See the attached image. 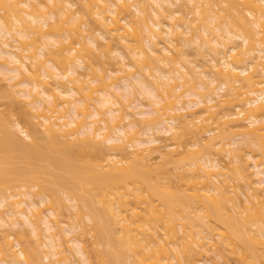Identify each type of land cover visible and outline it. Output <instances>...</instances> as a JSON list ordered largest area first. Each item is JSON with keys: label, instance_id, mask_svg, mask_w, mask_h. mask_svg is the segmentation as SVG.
<instances>
[{"label": "bare ground", "instance_id": "1", "mask_svg": "<svg viewBox=\"0 0 264 264\" xmlns=\"http://www.w3.org/2000/svg\"><path fill=\"white\" fill-rule=\"evenodd\" d=\"M0 72V264H264V0H0Z\"/></svg>", "mask_w": 264, "mask_h": 264}, {"label": "rangeland", "instance_id": "2", "mask_svg": "<svg viewBox=\"0 0 264 264\" xmlns=\"http://www.w3.org/2000/svg\"><path fill=\"white\" fill-rule=\"evenodd\" d=\"M103 42H105V39H101ZM191 46H193V44H190V45H188V46H185L184 48L186 49H188V53H191L190 55H192L193 54V52H194V50H191L190 51V49H191ZM102 47H105L104 45L102 46ZM192 49H194V48H192ZM110 55L112 56V57H116V55H115V52L114 51H111L110 52ZM114 57V59H107V57L105 58V56L104 55H102V56H100V59L99 58H94L93 60H94V62L96 63V64H99L100 63V61L101 60H106V63L104 62V65L107 67V66H110L109 64H111V61H114L116 58ZM108 62V63H107ZM100 65V64H99ZM81 69V68H80ZM0 76H2L1 75V72H0ZM1 78V77H0ZM1 83H3L2 81H1V79H0V84ZM4 87V84H1L0 85V93L1 92H3V93H1V95H0V113L2 114V113H5V116H4V118H8V119H12V117L13 118H16V117H18V114L19 113H17L16 111H18V108H17V104L15 103V102H13L12 101V99H7V98H10L9 96L8 97H6V95L7 94H5L6 93V91H5V89L3 88ZM3 89V90H2ZM121 91V90H120ZM95 95L98 93H96V92H93ZM3 94V95H2ZM5 95V96H4ZM17 113V114H16ZM11 121V120H10ZM8 122H9V120H8ZM212 125V124H211ZM211 125H210V127H211ZM214 126H215V124H213ZM204 129H206V128H204ZM204 129L202 130H200V131H204ZM209 131H204L203 133H198V137L197 138H199L200 136L201 137H205V136H207L208 134H211V132L210 133H208ZM227 133V132H226ZM225 133V134H226ZM228 133H230V132H228ZM228 133L226 134V136H228V137H231V136H229L228 135ZM190 134V133H189ZM192 134V133H191ZM196 135V134H195ZM195 135L193 136V137H195ZM230 135H231V133H230ZM188 136V135H187ZM192 136V135H191ZM188 137H190V135L188 136ZM192 137V138H193ZM195 137V138H196ZM191 139V138H190ZM189 139V140H190ZM194 139V138H193ZM194 148V147H193ZM165 168H168L167 166L165 167ZM173 179H175V178H173ZM241 183H242V181H241ZM240 183V184H241ZM242 186V185H241ZM196 202V204L198 203L197 202V200H194L193 201V203H195ZM67 204V205H66ZM68 204H69V202H67V200H65L64 201V204H61L60 206H61V209L64 211V212H66V213H69V212H71V206L69 207L68 206ZM251 203H248V207L250 208H248L247 206H246V208H245V206L244 207H241V213H239L238 214V216L239 217H237L240 221H241V219H242V217L243 216H245V215H248L247 213L249 212V216L250 215H252V213H254V211L256 210V207L254 206L253 207V205L254 204H251ZM195 205V204H194ZM251 206V207H250ZM253 207V208H252ZM199 213H201V211H200V209L199 210H197ZM253 211V212H252ZM251 212V213H250ZM243 215V216H242ZM253 217V216H252ZM236 218V217H235ZM241 218V219H240ZM261 219H264V216L263 217H260V220ZM236 220V219H235ZM238 221V220H237ZM240 221H238V222H240ZM161 231V230H160ZM246 237H248V236H246ZM31 239H32V237H31ZM30 238H29V240H31ZM245 241H248V238H247V240H245ZM248 242H253L252 243V245L251 246H253V247H255L254 249L256 250V252L255 253H257V252H259L260 251V244L256 241V240H253V239H249V241ZM89 243L90 242H88V246H89ZM247 243V242H246ZM219 244H221V243H219ZM218 244V245H219ZM91 245V244H90ZM249 245H250V243H249ZM220 246V245H219ZM99 247H101L100 245H99ZM91 248V249H90ZM251 248V247H250ZM89 250H92V247H90L89 246ZM227 249H225L224 251H225V257L227 258V259H229V263H231V264H233V261L236 263V264H238V261H239V259H238V255H239V253H237V255L236 254H234L233 252H228L227 253V251H226ZM252 250V249H251ZM254 251V250H253ZM93 253V252H92ZM192 253V252H191ZM190 253V255H192ZM194 253V252H193ZM196 255V254H195ZM194 254H193V256H195ZM192 256V257H193ZM238 256V257H237ZM229 257V258H228ZM194 258V257H193ZM236 259V260H235ZM232 261V262H231ZM240 264V263H239Z\"/></svg>", "mask_w": 264, "mask_h": 264}]
</instances>
